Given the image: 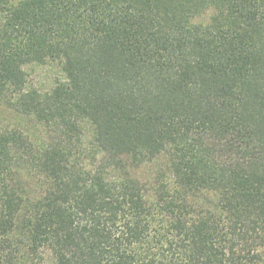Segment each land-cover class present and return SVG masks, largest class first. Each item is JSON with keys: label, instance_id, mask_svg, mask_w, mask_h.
I'll return each instance as SVG.
<instances>
[{"label": "trees", "instance_id": "obj_1", "mask_svg": "<svg viewBox=\"0 0 264 264\" xmlns=\"http://www.w3.org/2000/svg\"><path fill=\"white\" fill-rule=\"evenodd\" d=\"M0 264H264V0H0Z\"/></svg>", "mask_w": 264, "mask_h": 264}, {"label": "rangeland", "instance_id": "obj_2", "mask_svg": "<svg viewBox=\"0 0 264 264\" xmlns=\"http://www.w3.org/2000/svg\"><path fill=\"white\" fill-rule=\"evenodd\" d=\"M48 67H35L30 71L29 78L32 83L37 84L38 86H44L47 81V78L53 73ZM45 82V83H44Z\"/></svg>", "mask_w": 264, "mask_h": 264}]
</instances>
